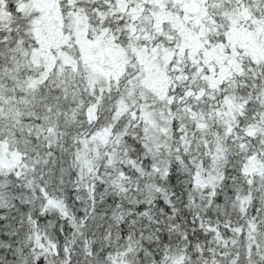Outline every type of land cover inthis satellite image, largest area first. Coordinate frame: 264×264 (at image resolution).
Segmentation results:
<instances>
[{
  "label": "snow or ice",
  "instance_id": "obj_1",
  "mask_svg": "<svg viewBox=\"0 0 264 264\" xmlns=\"http://www.w3.org/2000/svg\"><path fill=\"white\" fill-rule=\"evenodd\" d=\"M0 264H264V0H0Z\"/></svg>",
  "mask_w": 264,
  "mask_h": 264
}]
</instances>
